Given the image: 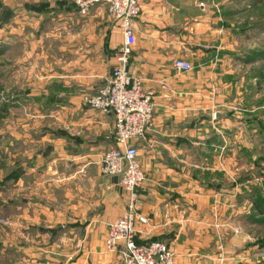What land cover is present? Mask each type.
I'll return each instance as SVG.
<instances>
[{
	"label": "crops",
	"instance_id": "obj_1",
	"mask_svg": "<svg viewBox=\"0 0 264 264\" xmlns=\"http://www.w3.org/2000/svg\"><path fill=\"white\" fill-rule=\"evenodd\" d=\"M138 1L129 73L154 94L155 108L137 142L145 175L139 215L147 221H138L136 242L167 243L175 264H249L242 237L231 233L237 187L230 117L236 101L245 111L240 100L251 77L227 70L229 33L214 0ZM48 36L59 42L54 72L39 67ZM123 41L106 6L82 16L74 0H0V59L17 65L20 84L3 94L8 111L17 106L20 117L4 129L6 143L18 150L4 148L2 181L9 192L3 204L19 209L7 218L18 264H122L105 241L127 196L120 178L100 168L113 145L114 118L83 97L106 85ZM179 58L193 70L176 71ZM218 222L231 232L209 227Z\"/></svg>",
	"mask_w": 264,
	"mask_h": 264
},
{
	"label": "rangeland",
	"instance_id": "obj_2",
	"mask_svg": "<svg viewBox=\"0 0 264 264\" xmlns=\"http://www.w3.org/2000/svg\"><path fill=\"white\" fill-rule=\"evenodd\" d=\"M214 1L222 19L220 25H224L229 33L224 52L230 61V64L226 65L227 70L249 75L251 80L246 81L248 85L245 86V89L247 88L245 98L240 100V103L244 101L242 107L245 111L239 108V102L236 101L234 114L230 117L234 120L235 126L230 142L235 155L234 182L237 187L233 203L235 206L234 230L225 232L224 229L227 228L221 222L210 224L209 227L219 232L239 234L244 242L243 250L249 251V264H264V222L258 220L262 217L254 210L253 204L258 193L264 198V56H262V52L264 53V0ZM58 45V41L53 40L51 36L47 37V47L43 50L46 57L41 59L39 67L43 66L48 72L52 69L53 72L60 70L59 65L52 63L51 57ZM14 52L11 51L10 54L12 59L18 56L19 49H14ZM14 67L17 65L0 59V264H18L20 257L18 250L8 247L9 240L12 245L17 246L19 243L18 238H13L12 234L9 239V225L6 224L8 216L17 215L19 209L16 204L10 207L6 203L3 204L9 192L8 190L4 192L5 187L2 182L5 164L4 148L18 150V144L6 143L9 132L5 130L8 129L7 121L19 119L20 114L18 107L13 105H10L8 112L5 111L7 105L4 102L6 97L3 95L4 92L19 89L18 76L15 75L17 70L13 69ZM237 93L238 91L233 93L234 97ZM14 227L18 225L10 224V228L14 229ZM217 260L221 259L217 257ZM247 261L240 263L244 264Z\"/></svg>",
	"mask_w": 264,
	"mask_h": 264
},
{
	"label": "built area",
	"instance_id": "obj_3",
	"mask_svg": "<svg viewBox=\"0 0 264 264\" xmlns=\"http://www.w3.org/2000/svg\"><path fill=\"white\" fill-rule=\"evenodd\" d=\"M74 2L82 16H87L97 5L106 6L124 38L117 53L118 65L112 70L106 85L96 94H86L83 97L85 105L114 118V126L109 135L113 145L102 155L100 168L103 176L120 178L127 196L124 214L108 226L106 251L120 252L122 264H175V252L167 243L155 241L140 245L136 242L138 221H147L139 215V189L145 181V175L137 142L144 139L152 125L155 108L154 94L145 90L141 79L134 78L129 73V58L137 43L133 28L142 12L141 6L138 0ZM174 68L186 73L194 67L188 60L179 58L174 62ZM164 88L171 91L167 85Z\"/></svg>",
	"mask_w": 264,
	"mask_h": 264
},
{
	"label": "trees",
	"instance_id": "obj_4",
	"mask_svg": "<svg viewBox=\"0 0 264 264\" xmlns=\"http://www.w3.org/2000/svg\"><path fill=\"white\" fill-rule=\"evenodd\" d=\"M0 54H1V50H0ZM262 54H263L262 56H264V53L263 52H262ZM257 56H259V55H257ZM257 59L258 58H256V60ZM5 111L8 112L7 107H6V110ZM253 204H254V207H255L254 210L257 211V213L259 214L260 217H262V219H258V220L260 222H264V198L262 196H260L259 193L256 195V198H255ZM153 242H155V241H153ZM148 244H150V243H148Z\"/></svg>",
	"mask_w": 264,
	"mask_h": 264
},
{
	"label": "water",
	"instance_id": "obj_5",
	"mask_svg": "<svg viewBox=\"0 0 264 264\" xmlns=\"http://www.w3.org/2000/svg\"><path fill=\"white\" fill-rule=\"evenodd\" d=\"M221 116H223V114L218 113V114L216 115V118H219V117H221Z\"/></svg>",
	"mask_w": 264,
	"mask_h": 264
}]
</instances>
